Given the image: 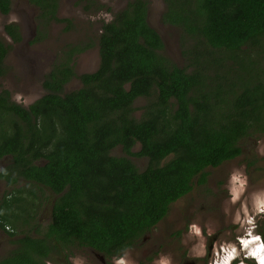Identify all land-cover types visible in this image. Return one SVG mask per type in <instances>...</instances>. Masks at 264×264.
<instances>
[{"label": "trees", "instance_id": "16d2710c", "mask_svg": "<svg viewBox=\"0 0 264 264\" xmlns=\"http://www.w3.org/2000/svg\"><path fill=\"white\" fill-rule=\"evenodd\" d=\"M27 1L42 22L55 18L58 0ZM165 1L162 20L178 28L182 44L193 34L203 44L190 45L185 65L163 53L145 0H135L102 24L99 66L77 76L78 88L63 90L76 76L69 56L90 42L68 48L30 104L0 90V159L10 162L0 165V179L11 187L0 198L1 228L10 225L13 235V223L31 215L19 178L51 195L45 230L13 240L0 264H44L70 245L118 255L194 177L203 183L206 167L237 157L242 138L264 133V0ZM9 8L0 0L1 13ZM4 28L21 37L14 23ZM6 51L0 40V72ZM139 98L146 102L135 115Z\"/></svg>", "mask_w": 264, "mask_h": 264}, {"label": "rangeland", "instance_id": "374dc122", "mask_svg": "<svg viewBox=\"0 0 264 264\" xmlns=\"http://www.w3.org/2000/svg\"><path fill=\"white\" fill-rule=\"evenodd\" d=\"M87 1L59 0L57 20L50 22L49 19L46 21L47 24L43 25L42 18H39L40 9L36 5L30 4L27 0H11V10L5 15L0 14V40L7 46V51L1 59L3 71L0 72V90H8L14 101H16L14 96L20 94L22 100L26 102L18 103L28 105L44 94L42 80L52 65L63 59L62 53L74 45L83 46L91 43L90 48L70 56L68 62L72 61L71 66L76 73L74 77L76 79L73 78L68 82L67 90L78 84L77 76L82 71L95 70L99 56L97 39L105 22L103 17L96 19L89 17H96L99 12H107L112 20L115 14L135 0H95L93 4ZM145 5L148 7V22L166 40L165 45L163 44V53L175 64L185 65L186 58L192 56L190 45L203 46L201 40L193 34L182 44L178 28L162 20L166 10L165 0H145ZM73 9L74 12L77 11V18H69V23L64 22L62 19L68 18L69 12ZM31 19L35 25H31ZM8 21L24 24L20 25L23 27V39L19 43L12 44L3 32V24ZM183 51L187 52L186 57L181 55ZM145 102L146 98H139L134 102V106H137L135 115L141 114L140 106ZM240 142L242 152L237 157L224 161L216 167H206L203 170L206 173L205 181L199 183L197 182L199 176L194 177L192 190L182 196L181 201L169 207L165 218V222L169 224L167 230L164 223H161L153 231L150 230L149 234L137 239L120 255L126 254L132 264H152L159 256H167L170 264H182L185 260L189 264L196 263L204 258L208 240L217 233L215 229L226 233L222 244L233 243V239L243 233L240 223H233L242 202L256 222L254 216L258 213L252 212V196L264 191V133L242 138ZM112 151L117 154L121 152L117 148ZM7 160L1 158L0 165L6 166L10 163L6 162ZM142 161V158L137 159L139 165H142ZM233 171L240 172L246 178L244 191L235 202L230 200L228 192L229 178ZM5 183L0 179V197H3L6 190L11 189ZM18 184L24 190L25 198L31 200L29 207L31 215L25 222L19 219L13 223L14 234H40L51 218V195L47 190L40 189L39 186H35L36 184L27 183L22 178L19 179ZM240 215L243 218V213ZM193 223L203 231L199 238L188 232V225ZM213 223L216 224L215 227ZM172 225L182 230L178 240L169 234ZM209 229L212 235L207 234ZM14 234L8 235L0 229V258L9 254L15 247L13 240L22 236ZM201 238L204 242V255L195 256L193 248ZM114 257L117 256L105 259L106 264H112ZM77 260L80 264H103L100 253L76 245L62 247L58 252H53L44 264H74Z\"/></svg>", "mask_w": 264, "mask_h": 264}, {"label": "clouds", "instance_id": "9594fccd", "mask_svg": "<svg viewBox=\"0 0 264 264\" xmlns=\"http://www.w3.org/2000/svg\"><path fill=\"white\" fill-rule=\"evenodd\" d=\"M103 17L104 22L107 23L111 20V15L107 12H99L96 17H89V19H96ZM14 99L17 102H26L22 100L20 94H16ZM246 184V178L238 171H233L229 178L228 192L230 194V200L235 202L239 199L240 194L244 191ZM252 212L264 213V191L253 194L252 196ZM240 213H243L241 218ZM239 222L243 228V233L236 237L239 244V252L237 251V245L229 242L221 244L219 248V254H217L216 248H212L214 259L211 264H229L230 261L237 258L241 254L244 258L251 257L254 259L255 264H264V242L261 241L259 234H253L255 224L253 223V216L249 215L248 209L242 202L239 212L234 217L233 223ZM246 225V227H244ZM188 232L194 234L196 237H200L201 230L196 224L188 225ZM208 235H212L211 229L207 230ZM193 255H204V242L201 238L199 243L193 248ZM74 264H80V261H74ZM112 264H132V261L127 258L126 254L119 255L113 258ZM152 264H170V259L167 256H159ZM237 264H245V259H238Z\"/></svg>", "mask_w": 264, "mask_h": 264}, {"label": "flooded vegetation", "instance_id": "af4514ba", "mask_svg": "<svg viewBox=\"0 0 264 264\" xmlns=\"http://www.w3.org/2000/svg\"><path fill=\"white\" fill-rule=\"evenodd\" d=\"M10 2H11V0H10ZM87 2H89V4H93V3H95V0H88ZM87 2H85V3H87ZM87 5V4H86ZM9 10H11V8H9L8 9V11L6 12V13H8L9 12ZM5 13V14H6ZM0 14H2L1 12H0ZM5 14H2V15H5ZM59 14V0L57 1V6H56V8H55V12H54V19L53 18H50V22L52 21H56L57 19H56V16ZM69 15L70 16H68V18H66L65 20L64 19H62L64 22H70V19L69 18H77V11L76 12H74V9L73 10H71L70 12H69ZM146 20H147V22H148V7H147V9H146ZM10 23H14L15 25H17V30H19V32H20V35H21V37L18 39V40H14V39H12V38H10V35L7 33V31L5 30V28H4V26L6 25V24H10ZM42 24L43 25H46L47 24V22H42ZM148 24L149 25H151L149 22H148ZM4 26H3V32L5 33V35H6V37H8V39L10 40V42L12 43V44H15V43H19L22 39H23V37H22V35H23V27L22 26H20V25H24L23 23L22 24H20L19 22H16V21H8V22H6V23H4L3 24ZM31 25H35V22L31 19ZM152 26V25H151ZM153 27V26H152ZM154 28V27H153ZM156 31H157V33L159 34V36H160V38H161V40H162V42H163V44L165 45V43H166V40H164L163 39V37H162V35L159 33V31L156 29V28H154ZM79 47H81V46H79ZM88 48H90V47H88ZM88 48H86V49H88ZM97 49H98V46H97ZM82 51H84V50H81V51H79V52H82ZM67 52H68V50L66 51V53L64 52V53H62L63 55H62V60H60L59 62H61V61H63L64 60V58L66 59L67 57H66V54H67ZM79 52H76V53H79ZM69 54V53H68ZM75 54V53H74ZM71 55H73V54H71ZM70 55V56H71ZM70 56H69V58H70ZM99 61H100V59H99V56H98V62H97V66H96V68L99 66ZM69 63V65L71 66V63H72V61L71 62H68ZM72 67V66H71ZM96 68H95V70H96ZM95 70H91V71H87V70H85V72H93V71H95ZM85 72H81V74L82 73H85ZM76 74V73H75ZM75 76H70L69 77V79L66 81V82H64L63 83V90L64 91H67V84H68V82L71 80V79H73ZM74 79H76V78H74ZM44 80V79H43ZM42 80V81H43ZM77 85H75V86H73V87H70V89H73V88H78L80 85H81V83H80V80L79 79H77ZM42 84V83H41ZM43 90H44V93L46 92L45 91V89L43 88ZM40 97V96H39ZM33 102V101H32ZM30 104V103H29ZM120 148V147H119ZM119 148H117V149H119ZM121 151V150H120ZM133 159V158H132ZM4 161H2V163H3ZM6 162H8V161H6ZM143 162V161H142ZM20 179V178H19ZM3 182H4V180L3 179H1ZM193 183H194V181H193ZM191 190H192V188H191ZM189 192V191H188ZM187 192V193H188ZM187 193H185V194H187ZM184 194V195H185ZM184 195H182V196H184ZM182 196L180 197V198H178L176 201H174L173 203H177L178 201H181L180 199L182 198ZM1 198V197H0ZM173 203H171L170 204V206L173 204ZM168 212H169V210L167 211V213L160 219V220H158V222L155 224V225H153L148 231H146V232H144L143 234H141L140 235V237L141 236H144L145 234H149V232H150V230L151 231H153L156 227H158L159 225H161V223H164V225H165V230H167L168 229V227H169V224H167L166 222H165V218L167 217V215H168ZM24 217V216H23ZM26 217V216H25ZM27 217L29 218L30 216H28L27 215ZM254 217H256V222H255V220H253V223L256 225L255 226V228L253 229V234H259L260 236H261V241L262 242H264V213H258V215L257 216H254ZM214 224V223H213ZM184 225H185V223H184ZM216 226V224H214V226L213 227H215ZM177 227L178 226H176L175 227V225H172V228H171V230L169 231V234H170V236L171 237H173V238H175V239H179V234L182 232V230H179V229H177ZM174 228H175V230H174ZM200 228V230L202 231V229H201V227H199ZM0 229L1 230H3L4 232H6L8 235H9V233H10V231H12V229H11V226L10 225H5V226H3L2 228H1V226H0ZM216 230V234H214L209 240H208V242H207V244H206V253H205V255L203 256L204 258H202L201 259V261H199V262H196V263H194V262H191L190 264H211V262H212V260L215 258L214 256H213V253H212V248L213 247H215L216 248V246H217V254H219V248H220V245L223 243V240H224V238L226 237V233L224 232V231H219V230H217V229H215ZM203 232V231H202ZM25 233H21V234H14L15 236H17V235H24ZM22 236H20V237H22ZM139 237V238H140ZM16 238V237H15ZM17 238H19V237H17ZM16 238V239H17ZM138 238V239H139ZM137 241V240H136ZM233 243H235L236 245H237V251L239 252V244H238V240L236 239V237L233 239ZM134 244V243H133ZM132 245V244H131ZM131 245H129V246H131ZM129 246H127L126 248H128ZM125 248V249H126ZM124 249V250H125ZM91 251L92 252H96V251H94V250H92L91 249ZM123 252V251H122ZM121 254V253H120ZM120 254H118V255H120ZM101 255V259H102V263L103 264H106V262H105V259H107L108 257H106V256H104L103 254H100ZM118 255H113V256H118ZM245 259V264H255V261H254V259L253 258H251V257H248V258H244L243 257V255L241 254L240 256H238L237 258H235V259H233L232 261H230L229 262V264H237V260L238 259ZM182 264H189V262H186V260L182 263Z\"/></svg>", "mask_w": 264, "mask_h": 264}]
</instances>
